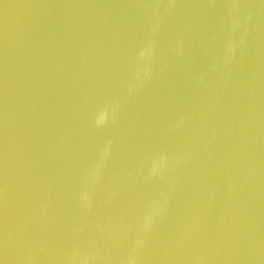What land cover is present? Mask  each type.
<instances>
[{
  "label": "water",
  "instance_id": "water-1",
  "mask_svg": "<svg viewBox=\"0 0 264 264\" xmlns=\"http://www.w3.org/2000/svg\"><path fill=\"white\" fill-rule=\"evenodd\" d=\"M0 264H264V0H0Z\"/></svg>",
  "mask_w": 264,
  "mask_h": 264
}]
</instances>
